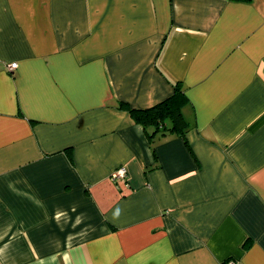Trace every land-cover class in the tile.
Listing matches in <instances>:
<instances>
[{
  "label": "crops",
  "instance_id": "0c3cea01",
  "mask_svg": "<svg viewBox=\"0 0 264 264\" xmlns=\"http://www.w3.org/2000/svg\"><path fill=\"white\" fill-rule=\"evenodd\" d=\"M175 83L149 140L119 103ZM230 262L264 264V0H0V264Z\"/></svg>",
  "mask_w": 264,
  "mask_h": 264
},
{
  "label": "trees",
  "instance_id": "16d2710c",
  "mask_svg": "<svg viewBox=\"0 0 264 264\" xmlns=\"http://www.w3.org/2000/svg\"><path fill=\"white\" fill-rule=\"evenodd\" d=\"M185 100L184 92L180 89L178 83H175L173 92L168 97L150 107L133 108L125 102H120L119 108L126 110L130 117L143 127L149 140L156 132L161 134L174 132L185 139L184 135L188 123L180 111V107ZM149 128L151 131H148Z\"/></svg>",
  "mask_w": 264,
  "mask_h": 264
},
{
  "label": "built area",
  "instance_id": "2783aa9c",
  "mask_svg": "<svg viewBox=\"0 0 264 264\" xmlns=\"http://www.w3.org/2000/svg\"><path fill=\"white\" fill-rule=\"evenodd\" d=\"M16 62H12L10 64H8V69H13L16 67ZM126 175V169L124 167H119L117 168L116 170H114L111 174V177L113 179H116L118 177H124ZM227 264H235L234 262H230V263H227Z\"/></svg>",
  "mask_w": 264,
  "mask_h": 264
}]
</instances>
